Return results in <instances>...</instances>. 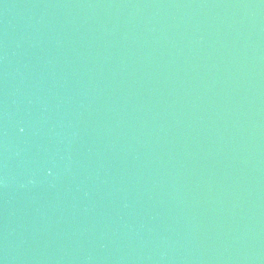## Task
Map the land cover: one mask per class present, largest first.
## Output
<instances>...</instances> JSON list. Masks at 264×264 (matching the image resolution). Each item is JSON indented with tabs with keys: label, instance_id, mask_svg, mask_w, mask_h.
<instances>
[{
	"label": "water",
	"instance_id": "obj_1",
	"mask_svg": "<svg viewBox=\"0 0 264 264\" xmlns=\"http://www.w3.org/2000/svg\"><path fill=\"white\" fill-rule=\"evenodd\" d=\"M0 264H264V0H0Z\"/></svg>",
	"mask_w": 264,
	"mask_h": 264
}]
</instances>
